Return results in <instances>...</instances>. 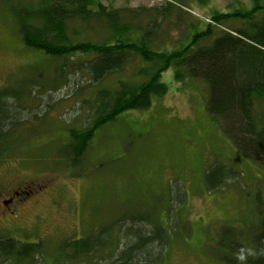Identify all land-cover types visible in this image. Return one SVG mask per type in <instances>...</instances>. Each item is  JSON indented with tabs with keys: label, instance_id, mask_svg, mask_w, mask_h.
Segmentation results:
<instances>
[{
	"label": "rangeland",
	"instance_id": "obj_1",
	"mask_svg": "<svg viewBox=\"0 0 264 264\" xmlns=\"http://www.w3.org/2000/svg\"><path fill=\"white\" fill-rule=\"evenodd\" d=\"M102 1L115 8H135L157 7L170 0ZM171 1L174 7L160 18V30L167 34L170 45L189 35L192 26L211 22L214 11L248 10L255 3ZM257 3L264 5V0ZM257 14L254 21L260 22L264 14ZM222 25L223 30L239 26L230 21ZM78 58L83 56L50 59L24 46L0 0V89H21L24 77L39 71L46 79L53 78L58 67L62 74L50 94L54 108L43 122L45 128L40 125L41 130L31 138L33 146L22 159L0 164V197L7 200L0 204V236L41 240L42 264H55L53 257L64 238L103 229L95 236L104 240L112 235L113 240L117 236L108 231L113 220L123 214L142 215L164 222L171 233L161 264H221L215 249L216 228L254 224L253 199L256 191L264 198V169L242 155L207 112L205 84L191 77L176 80L174 68H168L161 75L168 87L165 95L154 97L148 109L123 112L116 121L99 128L79 166L63 168L56 157L57 145L65 141L63 130L86 124L90 115L83 100L92 97L95 89L85 70L72 67ZM113 83L114 77L99 86ZM44 103L37 111L45 109ZM258 108L264 116V101ZM216 162L230 166L239 175L226 180L220 189L208 191L204 174ZM147 226L146 222L143 228ZM120 245L124 247L123 241ZM98 260L87 258L71 264L109 261Z\"/></svg>",
	"mask_w": 264,
	"mask_h": 264
},
{
	"label": "trees",
	"instance_id": "obj_2",
	"mask_svg": "<svg viewBox=\"0 0 264 264\" xmlns=\"http://www.w3.org/2000/svg\"><path fill=\"white\" fill-rule=\"evenodd\" d=\"M1 1L24 46L50 59L83 56L72 67L85 70L95 86L92 97L83 100L90 115L86 124L63 130L65 141L57 145L56 157L63 168L79 166L99 128L116 121L123 112L148 109L154 97L165 95L168 87L161 75L173 67L176 80L191 77L205 84L207 112L234 147L264 169V116L258 108L264 101V17L254 21L257 13L264 14V5L257 0L248 10L214 11L211 22L200 21L190 28L189 35L171 45L160 30V18L175 5L171 0L157 7L135 8H115L102 0ZM225 21L239 26L223 30ZM127 69L128 74L123 75ZM56 71L48 79L41 71L25 76L21 89H0V164L22 159L33 146L31 138L41 130L40 125L45 128L43 122L54 108L50 94L62 77L59 67ZM120 74L123 76L115 77ZM112 77L113 84L99 86ZM45 95V109L37 111ZM36 99L41 102L36 103ZM238 175L230 166L216 162L204 174L205 189H220L226 180ZM261 200L264 198L256 191L255 221L247 226L249 230L245 224L216 228L215 249L221 264H264ZM145 221L147 228H143ZM110 229L116 239L112 240V235L104 240L96 237L103 229L64 238L54 263L96 257L99 262L108 259L107 264L162 263L171 234L164 222L123 214L111 222ZM42 243L0 236V264H42Z\"/></svg>",
	"mask_w": 264,
	"mask_h": 264
},
{
	"label": "flooded vegetation",
	"instance_id": "obj_3",
	"mask_svg": "<svg viewBox=\"0 0 264 264\" xmlns=\"http://www.w3.org/2000/svg\"><path fill=\"white\" fill-rule=\"evenodd\" d=\"M17 192H18V191L15 192L16 195H17ZM2 202L5 203V202H7V200H4V199H3V201H2V199H1V197H0V204H1Z\"/></svg>",
	"mask_w": 264,
	"mask_h": 264
}]
</instances>
